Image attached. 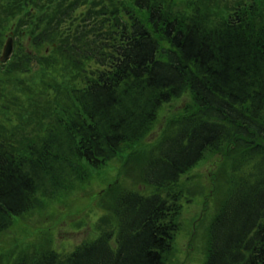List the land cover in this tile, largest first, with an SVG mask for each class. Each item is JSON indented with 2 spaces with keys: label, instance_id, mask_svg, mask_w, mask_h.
<instances>
[{
  "label": "trees",
  "instance_id": "1",
  "mask_svg": "<svg viewBox=\"0 0 264 264\" xmlns=\"http://www.w3.org/2000/svg\"><path fill=\"white\" fill-rule=\"evenodd\" d=\"M97 1L0 0L1 37L16 45L1 74L62 68L83 81L70 84L54 122L36 124L40 133L0 130V235L135 149L163 105L189 93L193 105L144 161L152 192L115 193V223L96 239L29 264H166L182 210L176 188L209 153L225 154L231 175L203 264H264V0H221L230 8L220 16L214 0Z\"/></svg>",
  "mask_w": 264,
  "mask_h": 264
},
{
  "label": "rangeland",
  "instance_id": "2",
  "mask_svg": "<svg viewBox=\"0 0 264 264\" xmlns=\"http://www.w3.org/2000/svg\"><path fill=\"white\" fill-rule=\"evenodd\" d=\"M172 1L183 7L192 0ZM214 1L218 2L215 5L218 16L229 11L230 2ZM210 2L205 0V4ZM89 10L88 5H81L76 13L79 20ZM6 34L1 37L0 33V58L11 36ZM15 47L14 43V50ZM64 73L59 68L51 75L42 74L37 78L19 75L12 79L0 72V78L4 79L0 82V130L18 133L29 127L32 132L40 133L42 126L36 124L54 122L55 113L58 115L68 108L70 84L79 86L83 82L71 71L67 73L75 81L63 78ZM5 104H9V108ZM192 105L189 93L163 105L151 131L135 149L127 150L100 169H90L86 179L76 180L69 191L15 218L13 225L0 235V264H25L24 261L29 264L36 255L48 250L65 256L96 239L102 230L115 223L107 207L115 193L124 190L152 192V187L142 181L144 161L162 137L175 127L179 115ZM226 159L223 153H209L181 179L176 188L183 194L177 220L179 231L173 249L166 256V264L205 262L210 224L230 183L231 168Z\"/></svg>",
  "mask_w": 264,
  "mask_h": 264
},
{
  "label": "water",
  "instance_id": "3",
  "mask_svg": "<svg viewBox=\"0 0 264 264\" xmlns=\"http://www.w3.org/2000/svg\"><path fill=\"white\" fill-rule=\"evenodd\" d=\"M13 53V38H9L5 47H4V51H3V55L1 57V62L4 63L6 62Z\"/></svg>",
  "mask_w": 264,
  "mask_h": 264
}]
</instances>
